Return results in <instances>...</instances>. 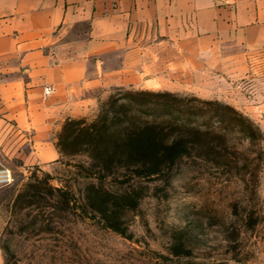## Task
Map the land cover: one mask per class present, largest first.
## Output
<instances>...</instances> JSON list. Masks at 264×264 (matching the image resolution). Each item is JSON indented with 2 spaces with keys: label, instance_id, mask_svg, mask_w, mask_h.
I'll list each match as a JSON object with an SVG mask.
<instances>
[{
  "label": "rangeland",
  "instance_id": "obj_1",
  "mask_svg": "<svg viewBox=\"0 0 264 264\" xmlns=\"http://www.w3.org/2000/svg\"><path fill=\"white\" fill-rule=\"evenodd\" d=\"M224 50L185 55L166 89L112 90L72 119L84 122L83 131L56 135L54 162L26 164L0 144V169L14 175L0 188V264H264V48ZM140 92L186 101L134 95L123 112L137 122L153 121L168 105L173 117L199 124L213 116L214 133L192 135V158L155 175L133 158L109 155L128 119L121 115L105 131L101 110L113 96ZM197 100L230 106L254 130Z\"/></svg>",
  "mask_w": 264,
  "mask_h": 264
},
{
  "label": "crops",
  "instance_id": "obj_2",
  "mask_svg": "<svg viewBox=\"0 0 264 264\" xmlns=\"http://www.w3.org/2000/svg\"><path fill=\"white\" fill-rule=\"evenodd\" d=\"M222 47L264 48V0H0V144L54 162L68 120L116 88L166 89L185 55Z\"/></svg>",
  "mask_w": 264,
  "mask_h": 264
},
{
  "label": "trees",
  "instance_id": "obj_3",
  "mask_svg": "<svg viewBox=\"0 0 264 264\" xmlns=\"http://www.w3.org/2000/svg\"><path fill=\"white\" fill-rule=\"evenodd\" d=\"M134 95L172 98L178 102H185L186 100H181L171 93L140 92L129 93L126 98L122 99L113 96L110 98L109 102L104 104L100 113V120L102 121V125H105V131L110 127L108 122H112V126L115 125V120L119 119L121 115L125 114L128 119L126 122H122L121 128H119L121 143L118 146L116 145L111 152L108 151V154H120L135 159V161H138V163L147 170L146 174L148 175L158 174L162 172L163 167H172L178 163L182 164L185 160L192 158L193 150L195 149V142L191 139L192 135L207 136L215 131L212 125L213 116H206L207 121L199 124L196 121L197 119L192 116L187 117V119L173 117V115L169 113L170 109L168 105H164L161 109L156 110L158 115L153 121H145L143 123L141 121L137 122L140 120L137 116L133 117L129 115L130 112L128 110L123 112V110L129 106V104L127 105V103H125V100H128L127 98ZM197 101L205 106L224 110L228 113V121L229 118H232L250 130H254L255 128L254 124L249 119L230 106H224L218 102L212 101ZM131 106L132 105H130V107ZM228 121L227 117L222 116L218 123L222 126H226ZM130 123H132V125ZM83 124L84 122L82 120H68L63 129L65 131L68 127H72L74 128L73 134H75L76 131L82 130L80 126ZM169 127L178 130L179 133L170 136V132H166ZM91 128L84 130L89 133ZM108 130L112 131L111 128ZM207 146L208 148L213 147L211 143H208ZM101 173L102 171L99 170V174Z\"/></svg>",
  "mask_w": 264,
  "mask_h": 264
},
{
  "label": "built area",
  "instance_id": "obj_4",
  "mask_svg": "<svg viewBox=\"0 0 264 264\" xmlns=\"http://www.w3.org/2000/svg\"><path fill=\"white\" fill-rule=\"evenodd\" d=\"M44 96L46 98L51 97L55 94V89L51 86L44 88ZM14 181V175L12 171L8 168L0 169V188L10 186Z\"/></svg>",
  "mask_w": 264,
  "mask_h": 264
},
{
  "label": "water",
  "instance_id": "obj_5",
  "mask_svg": "<svg viewBox=\"0 0 264 264\" xmlns=\"http://www.w3.org/2000/svg\"><path fill=\"white\" fill-rule=\"evenodd\" d=\"M224 1H227V0H224Z\"/></svg>",
  "mask_w": 264,
  "mask_h": 264
}]
</instances>
